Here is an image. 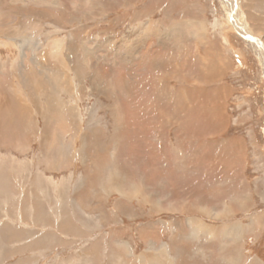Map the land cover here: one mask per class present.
<instances>
[{
  "label": "rangeland",
  "instance_id": "obj_1",
  "mask_svg": "<svg viewBox=\"0 0 264 264\" xmlns=\"http://www.w3.org/2000/svg\"><path fill=\"white\" fill-rule=\"evenodd\" d=\"M58 1L0 0V107L23 119L0 133V264H264V32L225 10L216 59L232 62L227 134L245 138L258 191L247 214L192 231L188 177L221 172H202L189 134L222 89L206 85L208 58L192 60L202 49L185 37L192 10ZM112 171L147 200L107 193ZM254 217L256 233L243 231Z\"/></svg>",
  "mask_w": 264,
  "mask_h": 264
},
{
  "label": "crops",
  "instance_id": "obj_2",
  "mask_svg": "<svg viewBox=\"0 0 264 264\" xmlns=\"http://www.w3.org/2000/svg\"><path fill=\"white\" fill-rule=\"evenodd\" d=\"M182 1L184 4H181ZM170 0V7L174 11L175 6L183 7L189 12L192 10V18H187L186 26L191 29L189 34H186L187 39L197 40L201 43L202 49L199 50L195 58L192 60L202 61L205 64V60L208 58L207 73L211 75V81L207 82V86L222 88L219 89V98L216 97L215 92L208 94V100L202 102L204 105L203 121L198 125V130H195L192 134H189L190 140L188 141L194 148L201 150L203 158L206 162H203L202 166L205 172L207 167H213L216 172L220 174L209 175H190L188 177V183H192L194 191H187L192 193V196L196 199L193 203L194 212L193 215L199 214V219L206 225H210L215 229L218 224L225 225L233 216L247 214L248 201L251 202L252 198L250 194L257 193V183H252L245 174L247 168V160L249 159V148L246 140L243 136L238 134H227L230 127V120L227 114H225L224 106L228 101V98L232 94V87L228 83L224 82L229 71H231L232 62L229 59H221L217 62L216 59L221 58L224 55V47L222 39L225 38V10L226 12L232 11L233 8H237L238 23L245 22L251 28L249 30L264 32V0ZM203 1V2H202ZM221 8H220V7ZM169 7V8H170ZM256 8L260 18L253 13V9ZM178 12L180 10H177ZM181 12V11H180ZM253 17H256L253 19ZM221 18V19H220ZM260 19V21H259ZM255 20V21H254ZM254 27L256 29L254 30ZM254 35L255 34L252 33ZM221 41V42H220ZM186 50L190 51V47ZM189 55V54H188ZM187 58H190L188 57ZM214 76V77H213ZM218 98V99H216ZM213 100V104L217 100L215 106L211 110H207V103ZM206 105H205V104ZM192 147V149H194ZM211 156V158H209ZM209 159V160H208ZM200 172V171H199ZM190 187V186H189ZM214 191V193L212 192ZM206 192H209L210 198ZM224 194V195H222ZM237 199V200H235ZM228 200V201H227ZM257 217L252 218L251 224L245 226L243 231L252 232L255 234V228L257 229L256 220ZM209 222V223H208ZM194 222L187 224V229L194 231ZM240 224H244L240 222ZM226 227H221L225 230ZM203 232V231H202ZM253 241V239L251 240ZM210 246H220L218 243L210 242Z\"/></svg>",
  "mask_w": 264,
  "mask_h": 264
},
{
  "label": "bare ground",
  "instance_id": "obj_3",
  "mask_svg": "<svg viewBox=\"0 0 264 264\" xmlns=\"http://www.w3.org/2000/svg\"><path fill=\"white\" fill-rule=\"evenodd\" d=\"M14 1L19 2V0H11V2H13V3H14ZM20 1H21V3H23V2H25L27 0H20ZM28 1H30V0H28ZM58 2L61 3L62 0H59ZM88 2H89V0H88ZM76 3H77V1L76 0H73V2H71L70 6L71 7H75V6H77ZM6 33H9V32H6ZM19 51L22 52V47L21 46L19 48ZM10 105H11V103H10ZM10 108L12 109L11 106H6L5 109H2L0 107V129H1L0 130V133L3 130L2 126H4V121H5V126L4 127L6 129L5 128L4 129H5V131L6 130H8V131L5 134L2 132V134L6 138H8V136H10V133H12L11 131H14L15 128H17V126L20 129V126H22V121H23V119L21 117V113H18L19 111L16 109L17 112H14L12 114L10 112V110H11ZM6 116L9 117V118L11 117L9 119L10 121H8V119L6 118ZM121 178H122V176L118 175L115 171H112L111 174H110V176H109V182H111V184H108V186L107 185L103 186V189L105 191L106 190H110V191H107V193L117 192V193L121 194V196L124 197V198H130V196L136 197L138 194H141L142 199L144 200V202H145V200H147L146 199L147 196L145 195V193L143 194L141 192V190H140L139 187L138 188H136V187H130V188L125 187V188H122L123 187V181L121 180ZM235 200H237V199H235ZM190 222H194L196 224V229H199V230H202V231L203 230H207V231L208 230H211V226H208V225L204 224L202 221H200L198 219L190 220ZM195 224L193 225L194 227H195ZM212 230H213V228H212ZM160 262L163 263L162 260ZM166 264H173V261L172 260H168L166 258Z\"/></svg>",
  "mask_w": 264,
  "mask_h": 264
},
{
  "label": "water",
  "instance_id": "obj_4",
  "mask_svg": "<svg viewBox=\"0 0 264 264\" xmlns=\"http://www.w3.org/2000/svg\"><path fill=\"white\" fill-rule=\"evenodd\" d=\"M262 57V56H261ZM261 61H262V64H263V60L261 59Z\"/></svg>",
  "mask_w": 264,
  "mask_h": 264
}]
</instances>
